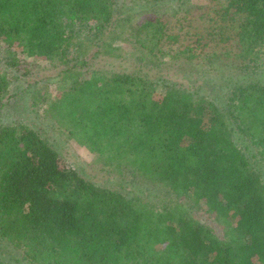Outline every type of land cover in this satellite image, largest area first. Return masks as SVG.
I'll use <instances>...</instances> for the list:
<instances>
[{
	"label": "trees",
	"instance_id": "obj_1",
	"mask_svg": "<svg viewBox=\"0 0 264 264\" xmlns=\"http://www.w3.org/2000/svg\"><path fill=\"white\" fill-rule=\"evenodd\" d=\"M192 1L0 0V264H264V0Z\"/></svg>",
	"mask_w": 264,
	"mask_h": 264
},
{
	"label": "rangeland",
	"instance_id": "obj_2",
	"mask_svg": "<svg viewBox=\"0 0 264 264\" xmlns=\"http://www.w3.org/2000/svg\"><path fill=\"white\" fill-rule=\"evenodd\" d=\"M194 2L195 4H201V3H205L206 0H193L192 3ZM205 9L206 8L203 7V9L198 12L199 15L203 14ZM36 62L37 63L40 62L42 67L45 66V63L42 60H37ZM4 70L9 75H12L13 82L15 81L16 83H19L21 87L29 86L30 83H34V81L40 78L41 76L49 75L51 73L50 70L43 68V70L38 71L39 75L36 78H34L35 76L32 78H27V77H22V76H18V77L14 76L13 71L8 68H4ZM211 75L212 74L202 76L199 80L196 78L198 76L196 75L195 77L192 76L195 79H197L196 82L194 81L195 82L194 84L198 86V84H201V82L205 81V85L208 86L209 84L207 83V79H209ZM179 79H180L179 82H185V83L188 82V80L185 78H179ZM24 100H26L27 103L24 102ZM24 100L19 102L18 104L19 106L15 108L11 107V108H8V110L7 109L2 110L4 113L3 115L5 117L4 119L5 121L11 120V118L13 117L12 115H14L16 118H22L25 122H28L30 125L34 127H37V129L41 130V132H44L47 136H49V139L51 140V142L59 150L61 155L65 158V160L70 166L76 168L80 172L87 173L90 177H93L96 180H100L101 178L104 177L103 174L100 173L101 172L100 169L97 168V166L99 165L94 163V158L91 153H87V151L84 148L82 149L78 147L75 148L74 144H72L70 140L64 139L62 135L50 125L49 121L47 120L45 121L44 119H41L40 117H38L37 114H34V113L32 114L30 111L31 105L28 99L24 98ZM141 189L146 190L147 193L150 194L149 192L150 190H147V187L145 185H142ZM156 190L158 192V189ZM161 193H164V192H161ZM7 251L10 252V254L4 253ZM0 252L3 253V256H6L9 261L10 259H13L15 261V258L19 256L18 251L13 249L6 242L0 243Z\"/></svg>",
	"mask_w": 264,
	"mask_h": 264
}]
</instances>
